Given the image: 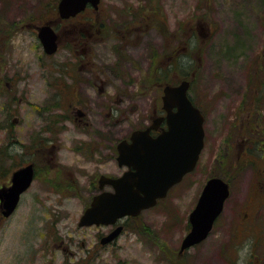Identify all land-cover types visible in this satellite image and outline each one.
<instances>
[{
    "label": "rangeland",
    "instance_id": "obj_1",
    "mask_svg": "<svg viewBox=\"0 0 264 264\" xmlns=\"http://www.w3.org/2000/svg\"><path fill=\"white\" fill-rule=\"evenodd\" d=\"M58 2L0 0V184L9 187L15 168L29 159L24 146L39 158L38 133L46 136L45 149L54 147L52 166L42 161L19 207L9 218L0 215V264H264V0H102L99 12L88 8L68 27L59 21L60 30L76 23L85 33L103 29L91 37L87 54L103 69L106 114L93 113L99 101L85 103L91 126L70 119L68 92L61 107L46 106L55 99L50 61L25 25L56 18ZM151 4L163 10V26L124 43V24L152 11ZM175 47L182 56L167 61L173 70L161 82L187 73L193 79L189 93L206 116L199 163L166 199L124 218L128 228L119 238L100 244L109 226L78 221L99 192V175L126 169L117 162L119 140L159 107L165 84L149 87L157 81L146 77H154L155 55L168 56ZM67 55L61 49L55 59ZM50 113L56 122L49 123ZM96 123L104 130L93 128ZM52 124L60 126L57 133L40 130ZM210 176L231 182V195L209 236L179 256Z\"/></svg>",
    "mask_w": 264,
    "mask_h": 264
},
{
    "label": "water",
    "instance_id": "obj_2",
    "mask_svg": "<svg viewBox=\"0 0 264 264\" xmlns=\"http://www.w3.org/2000/svg\"><path fill=\"white\" fill-rule=\"evenodd\" d=\"M100 1L60 0L58 10L61 17L69 18L90 3L97 8ZM51 25L52 22L46 23L39 32L47 53L58 48V36ZM189 86V81L184 80L181 85L165 87L163 100L168 110L169 130L163 135L151 136L152 125L134 131L130 142L120 141L119 165L126 164L130 169L121 177L101 176V187L111 184L115 191H104L94 196L80 218V225L111 224L125 215H139L145 208L156 205L159 198H164L174 184L196 167L205 143V116L190 100L187 94ZM175 105L178 106L177 111H173ZM33 177L32 164L14 173L13 184L0 191L3 215L10 216L17 208L21 194L31 185ZM205 184L190 213L191 230L182 240L181 251L202 242L210 234L230 195V184L223 178L213 176ZM121 231L122 226H118L102 242L112 241Z\"/></svg>",
    "mask_w": 264,
    "mask_h": 264
},
{
    "label": "flooded vegetation",
    "instance_id": "obj_3",
    "mask_svg": "<svg viewBox=\"0 0 264 264\" xmlns=\"http://www.w3.org/2000/svg\"><path fill=\"white\" fill-rule=\"evenodd\" d=\"M78 17V16H77ZM77 17L69 18V20H61L60 22L65 23L68 27L69 23H73L74 21L77 22ZM150 17V22L145 25V28L148 30V27L151 24L155 25L156 22L154 18ZM157 18V17H156ZM72 21V22H69ZM28 28H33L34 33L36 36L37 29L36 25L31 26L30 24L25 25ZM80 24L76 23L75 28L69 30H60V27H55L57 33H59V50L56 53L48 54L49 62V70L51 71L50 76L51 79L49 81L50 87H53L55 90V99L47 104V107H58L60 97L63 92H68V107L71 111L70 119L74 122H85L87 126H91V123L87 120L90 111L84 106L85 103H95V101L100 102V106H98V110H95L93 113H98L99 116H102V119H105L106 109L105 104L106 102H102L105 100V85H104V76H103V69L95 64L92 63V58L88 56L91 52V47L94 44L93 42L90 43L91 37L96 33L100 32V29L97 31L92 30V32H84V29L79 27ZM25 29V28H24ZM142 30L140 26L137 24V18L132 20V24L125 25L124 28V36L123 41L126 42V39L130 40L131 36H138L139 31ZM121 33V32H120ZM93 36V37H94ZM137 38V37H135ZM61 49H64L67 52V56L63 59H59V62L56 61L57 54ZM88 53V54H87ZM71 57L69 58V56ZM180 57L179 50L175 48L172 49L171 53L167 56L168 61H172L175 57ZM94 67V68H92ZM38 83V82H37ZM11 83H8L7 91L12 87ZM96 94V95H95ZM95 95V96H94ZM114 98L117 100L116 96ZM122 102V98L119 99ZM103 106V107H101ZM102 108V109H101ZM102 110V111H101ZM166 114V111L162 107H156L151 114V117L147 121V124H144L142 127H147L152 124V120L157 119L160 120ZM107 116V115H106ZM18 118L14 117V122H17ZM96 124H92L93 128L104 130L106 127V121H104V128L103 127H96ZM167 121L166 119L163 120L162 123L158 124L157 129H152V133L154 136H158L159 134L163 133V131L167 128ZM40 130L45 132L44 125L41 126ZM88 133H91V130H86ZM45 136L43 134L38 133L37 138V146L35 153L39 155V158L31 157L30 153H32V149H29L28 146H24L26 150L24 151L26 157L29 159L25 161L23 164L20 165H28L30 163L34 164V169H38V165L43 161L47 166L51 167L53 164V157H51L52 149H45L44 146ZM36 144V143H35ZM55 146V145H54ZM78 150V149H77ZM80 151V150H78ZM84 152V151H80ZM47 153V154H46ZM1 205V204H0ZM127 223L123 222V231L126 230L128 227ZM108 227V226H106ZM115 225L109 226V230L106 233L101 235L105 236L109 234Z\"/></svg>",
    "mask_w": 264,
    "mask_h": 264
},
{
    "label": "trees",
    "instance_id": "obj_4",
    "mask_svg": "<svg viewBox=\"0 0 264 264\" xmlns=\"http://www.w3.org/2000/svg\"><path fill=\"white\" fill-rule=\"evenodd\" d=\"M157 63H156V66L159 64V62L158 61H156ZM154 65V64H153ZM153 67V69H152V74H154V77L152 76L151 78H152V80L153 81H161V76H162V71L164 70L163 69V67ZM153 85L154 84H156V83H160V82H151Z\"/></svg>",
    "mask_w": 264,
    "mask_h": 264
},
{
    "label": "bare ground",
    "instance_id": "obj_5",
    "mask_svg": "<svg viewBox=\"0 0 264 264\" xmlns=\"http://www.w3.org/2000/svg\"><path fill=\"white\" fill-rule=\"evenodd\" d=\"M193 72H194V71H193ZM193 74H194V73H193ZM189 75H190V74H189V73H187V74L185 75V77H186L187 79H190V80H191V82H193V79H192V78H190V77H189ZM36 141H37V140H36Z\"/></svg>",
    "mask_w": 264,
    "mask_h": 264
}]
</instances>
